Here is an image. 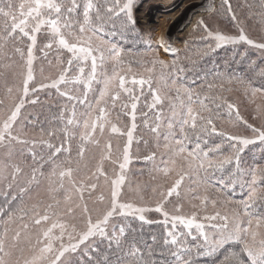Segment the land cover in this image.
I'll use <instances>...</instances> for the list:
<instances>
[{
	"label": "trees",
	"instance_id": "obj_1",
	"mask_svg": "<svg viewBox=\"0 0 264 264\" xmlns=\"http://www.w3.org/2000/svg\"><path fill=\"white\" fill-rule=\"evenodd\" d=\"M29 1L0 0V67L3 56L10 63L28 52L34 38L40 61L65 74L60 92L33 94L37 101L30 105V116L37 129L52 138V133L69 130L65 115L70 110L80 115L85 109L82 86L72 85L80 58L73 59L72 52L59 46V38L77 47L99 48L103 56L117 49L118 56L100 62L104 72L91 91V107H100L104 99L112 129L119 125L136 134L166 133L169 119L164 113L177 111L171 127L182 126L183 142L208 161L197 169L202 174L198 181L218 211L217 224L205 230L184 222L125 218L118 240L95 242L75 264H264V106L255 103L264 100V0L220 4L205 20V31L166 61L156 54L157 46L135 35L128 0H46L51 6L43 18L58 34L42 27L36 36L25 37L21 12ZM69 88L76 96L61 95ZM4 91L8 97V88L0 87V94ZM156 93L160 101H154ZM2 102L0 98V108ZM80 143L81 138L75 139L72 150ZM213 157L227 161L214 165ZM210 173L214 183L206 180ZM11 192L0 197V223L23 204L24 197Z\"/></svg>",
	"mask_w": 264,
	"mask_h": 264
},
{
	"label": "rangeland",
	"instance_id": "obj_2",
	"mask_svg": "<svg viewBox=\"0 0 264 264\" xmlns=\"http://www.w3.org/2000/svg\"><path fill=\"white\" fill-rule=\"evenodd\" d=\"M128 1L127 13L135 35L157 46L156 54L165 61L187 47L200 30L205 31V20L220 4H228V0ZM159 2L164 6L173 3L152 15ZM190 4L191 8H185ZM50 6L46 0L29 1L26 12H21L22 17L25 15L23 36H36L42 27L50 35L58 34V29L43 18ZM210 8L184 33L193 14ZM31 40L28 52L10 63L3 56L0 67V87H7L9 93L8 97L6 91L0 94V197H10V191L24 197L14 214L0 223V264H75L95 242L118 240L125 218L184 222L203 230L217 224L215 200L198 181L202 174L197 169L208 161L199 155V149L194 148V152L183 142L182 126L171 127L177 123V111L164 113L169 123L160 122L165 124L166 133L143 130L136 134L119 125L112 129L104 99L100 107H91V91L99 73L104 72L100 62L118 56L117 49L103 56L99 48L77 47L59 38V46L72 52L73 59L80 58L81 68L73 75L72 85L82 86L85 109L80 115L70 110L65 115L69 130L52 133V138L37 129V121L30 116V105L37 101L33 94L59 91L66 77L55 65L40 61L34 38ZM174 43L182 45L179 50L168 48ZM97 44L109 48L101 41ZM71 89L61 95H75ZM161 98L156 93L154 101ZM255 103L264 106L261 98ZM78 138L83 143L77 148L75 145L73 151ZM213 161L215 165L227 160L213 157ZM213 178L210 173L206 180L214 183Z\"/></svg>",
	"mask_w": 264,
	"mask_h": 264
},
{
	"label": "bare ground",
	"instance_id": "obj_3",
	"mask_svg": "<svg viewBox=\"0 0 264 264\" xmlns=\"http://www.w3.org/2000/svg\"><path fill=\"white\" fill-rule=\"evenodd\" d=\"M173 1H174V0H173ZM189 1H191V0H189ZM159 3H160V2H159ZM172 3H173V2H172ZM172 3H171L170 5H172ZM153 5H154V4H153ZM157 5H159L160 8H159V6H158L157 9L154 11V13H152V15H154V14H155L157 11H159L161 8L166 9L168 6L170 7V5H165V6H164V4H162V3L157 4ZM162 5H163L164 7H163ZM161 6H162V7H161ZM191 7H192L191 4L185 6V8H188V9L191 8ZM210 10H211V8H210L209 10H200V11L196 12L195 14H193L192 17L190 18V20L186 23L184 33H186V32L189 30V28L192 27V26L194 25V23L197 22V21L200 19V17H202L203 15L207 14V12L210 11ZM196 11H197V10H196ZM181 46H182V45H179V44H178V46H176L175 43H174L173 45H168V48L173 49V50H179V48H180Z\"/></svg>",
	"mask_w": 264,
	"mask_h": 264
}]
</instances>
